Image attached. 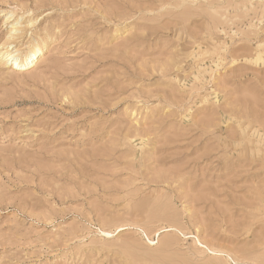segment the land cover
Returning <instances> with one entry per match:
<instances>
[{
	"label": "rangeland",
	"instance_id": "1",
	"mask_svg": "<svg viewBox=\"0 0 264 264\" xmlns=\"http://www.w3.org/2000/svg\"><path fill=\"white\" fill-rule=\"evenodd\" d=\"M261 44L264 0H0V264H264Z\"/></svg>",
	"mask_w": 264,
	"mask_h": 264
},
{
	"label": "bare ground",
	"instance_id": "2",
	"mask_svg": "<svg viewBox=\"0 0 264 264\" xmlns=\"http://www.w3.org/2000/svg\"><path fill=\"white\" fill-rule=\"evenodd\" d=\"M9 19H7L8 21ZM11 35V34H10ZM264 45V44H263ZM263 45H259L258 48L263 47ZM9 46H4L3 48L0 47V63L6 64L10 66L13 70H25L33 61L37 59V55L40 49L37 46L30 47L26 52L23 54L17 55L16 52L13 50L8 49ZM263 54L262 52L258 53V56ZM257 57V55H256ZM264 60V59H263ZM257 61V60H256ZM254 62V60H253ZM257 63V62H256ZM5 66V65H3Z\"/></svg>",
	"mask_w": 264,
	"mask_h": 264
},
{
	"label": "snow or ice",
	"instance_id": "3",
	"mask_svg": "<svg viewBox=\"0 0 264 264\" xmlns=\"http://www.w3.org/2000/svg\"><path fill=\"white\" fill-rule=\"evenodd\" d=\"M151 243V241H149Z\"/></svg>",
	"mask_w": 264,
	"mask_h": 264
}]
</instances>
